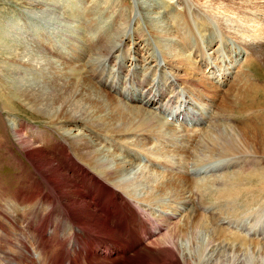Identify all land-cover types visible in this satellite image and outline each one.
Wrapping results in <instances>:
<instances>
[{"label": "rangeland", "instance_id": "obj_1", "mask_svg": "<svg viewBox=\"0 0 264 264\" xmlns=\"http://www.w3.org/2000/svg\"><path fill=\"white\" fill-rule=\"evenodd\" d=\"M235 1H237L236 3L239 2V0ZM180 2L181 6L178 5ZM180 2L178 3L176 0H33L30 2L29 0H0V34L2 35L0 37V42L6 38L9 40L11 39L12 41H10L16 45L20 43L17 49L21 51V49L26 46L28 39V42L35 45L36 48L42 51L43 49H47L50 53H56L54 58L60 63V69L63 70L64 66L68 64L77 66L80 75V89L85 90L89 85L91 89L85 93L80 91L78 101H82L80 99H83V102L87 104V109L91 114L92 111L95 112V108L98 106H108L109 110L103 115H100L98 120H102L105 114L120 107V102L122 101L125 105L146 108L150 111L149 113H151L152 116L158 115L165 123H170L169 129L176 128V132L175 130L168 131L162 128L161 123L156 122L154 125H156V129L161 132L152 135H147L145 134L147 132H144L143 136H138L136 133H132V130L125 132V134L123 132L119 134L121 131L116 130L101 133L99 128H91L92 130L88 128V130H86L83 126L73 125V121L71 120H69V122L65 121L66 123H64L66 129H71L73 133H80L83 138H85V142L89 138V135L94 132L92 141L96 140V143L97 141L100 143L99 146L95 147L100 153H103L104 156L111 153L115 154L118 159H130L134 168L128 172L129 174L127 171L122 172L125 177L124 180H137L144 173L143 176L145 175L147 178V183H145V179L142 178L141 181H143V183L140 185L142 187L135 185L132 191L136 194L137 198L142 199L141 201H144V199L148 201L145 200L142 203V207H140V199H135L137 203L132 204H135L134 206L138 207V209L140 208L139 210L146 207L152 216H162L161 213L163 212V214L165 213L166 215L168 214L174 217L173 221L167 223V229L163 234H160V238L166 236V234L169 235L177 228V225H180L184 227L182 228L184 237H180V245L187 247L183 254L194 257L197 254V250L189 249V245L186 241L188 242L189 240V242H191L194 240L192 238L196 234L197 237L204 235L205 242L208 236V238L211 239H215L214 237H216L215 242H213L216 249L222 250L221 248H223L222 251H229L233 254L235 251L236 256L244 255L242 258L246 260V262L252 264L253 260L255 261L256 258L260 256L264 257V185L262 184V188V185H257L260 177L264 176V155L248 154V156L253 159L247 163L245 162L246 159L242 160L243 156L246 154L237 156L235 155L236 153H233V155L227 154L226 157L223 158L222 156L212 155L211 152H208L211 153L208 154V156H206L207 154H205V152L198 155L197 150L200 153L201 147H199V145L202 143H210L212 147L216 148L217 152L220 150L226 151L221 144L224 145V139L230 136L232 127L242 128L237 113H234L235 110L237 111V108H233V112L228 110L224 111L225 100L234 102L233 99L226 97V94L232 92V87L236 83V80L244 81V78H248L249 82L255 87L264 84L263 60L258 58L256 53L251 52L250 54V51L244 49L242 45H239L238 41L229 40L228 37L220 33L221 31L217 29L215 23L207 19L204 20L193 17L191 13L193 3L191 5V0H181ZM223 2L231 3V1L227 0H223ZM262 6H264V1H261L257 5H252L251 7L257 11L256 13H259V10H262ZM247 9H249V7ZM183 10H186L187 17L192 25V30H190L189 27L185 28L183 23H180L178 29L175 31L174 28L179 21L178 18L175 19L172 16L176 14V12ZM118 14L122 15V18L119 20L117 18ZM262 19L264 21V16ZM20 25H23V28L20 27L19 32L21 33L17 35L16 32ZM186 30L189 31L191 35L189 38L190 45L187 46V49L181 46L183 41L182 37L190 36L186 33ZM105 34L107 38L111 39L113 44L115 43L116 47L114 48L115 50H111L109 56L102 57L101 55L105 54L103 51H101L100 54L97 50L92 51L89 46H93V44L96 45L99 39H106L104 38ZM3 35L4 37L6 36L5 39ZM195 37L199 42H195ZM174 44L177 45L176 49L175 47H171ZM197 45H199L198 48L196 47ZM166 48L167 50L165 51ZM72 49L77 51H73ZM82 49L83 51L81 52ZM178 49H183L181 52L185 58H188L189 61L191 60L190 65L180 64L182 61L176 65V59L178 58L176 53ZM27 53L29 52L24 51V53L21 52L20 55L23 54L25 58H28ZM44 53L46 52L44 51ZM77 53L81 55L78 57L75 55ZM249 54L252 55V57H249ZM30 56L32 57L31 54ZM204 59L207 60L203 61ZM172 63H175V66L172 65ZM9 65L16 68L13 64L9 63ZM183 67L187 69L191 68L192 74H190L191 70L187 71V69ZM224 72H228L226 76L223 75ZM93 75H97L98 79H95ZM216 75L219 77L218 79H216ZM221 75H223V77ZM28 76L32 78L29 74ZM72 77V85L74 87V76ZM16 78L18 77L13 75H0V95H2V98L3 96L6 97L11 90H15L18 85L21 86L22 82L20 81L15 84L18 81ZM22 78L24 80V77ZM221 78L223 80H221ZM181 81L183 82L181 83ZM197 81L198 86H195L193 82ZM25 85L34 86V82L30 80L29 82H25ZM84 85L86 86L84 87ZM241 87L244 86H240L239 89ZM104 92L109 94V96L104 95ZM100 94L102 96L95 101L96 97ZM153 96L157 97L156 102H158V104L156 103L150 106L148 100L152 101ZM173 97L174 99L172 102L170 98ZM43 98L46 101L45 95ZM118 98L121 99V101ZM1 99L0 223L8 228V231L14 232L10 225V220L16 222V230L14 229L16 232H14L13 237H18L19 232L20 237L24 239L25 243L32 251L34 264H61V260L63 264H65L64 258L66 256H71V248L69 247H71L72 243L70 239L65 236L67 239L63 240V243L61 239L57 238L60 245L64 244L63 247L58 244L55 246L51 245L48 247V250L40 252V249H38L36 243H34L36 242L35 232L29 228L27 222L25 224L23 221L26 218L25 215H28L30 212H35V209L33 208L31 211H26L25 207L30 205L28 202L18 197L15 198V200L12 198V196H16V194L19 193L20 189H23L25 193H34L39 188L46 189V184L42 182L38 174L39 171L36 172L33 165L29 164L24 157V155L27 154L25 150L27 151L29 149L30 151L32 146L28 145L23 147L18 144L17 138L12 133V129L18 125V128H21V135L24 134L28 142L34 146L37 145L44 155L52 162H55L60 172H63L68 177H72V175L75 174L80 181L79 166L74 165V167L72 166L73 168H68V164H64L66 157H69V161L71 162L74 159L73 150L75 146L72 145L71 147L70 144L65 143L54 127H52L50 123H47L48 121L46 119L38 117L36 112L33 113L28 111L27 108L24 109L19 101L20 104L16 109H14L15 107L4 108L2 107ZM88 100L91 101L92 109L88 106ZM38 102L41 104V101ZM81 103L82 102H78V104ZM184 104H187L185 108L193 107L198 109V113L201 112V123H190L187 125L182 119H174L173 111L177 106L182 110ZM199 105H203L202 109H205L201 110ZM51 107L53 111H55V109L61 110L57 104ZM218 128L224 129L222 135L218 134ZM141 129H144V126H142ZM146 129L147 128H145V130ZM58 131L61 133L59 128ZM179 134L183 136H177ZM186 136H188V138ZM175 137H180V139H176ZM185 137L187 138L186 142ZM208 139L211 140L209 141ZM185 145L189 147L188 149H190L191 152L187 155V160L183 158L184 156L180 152V154L173 152L176 148L178 149L180 146ZM197 147H199V149H197ZM194 151H196V153H194ZM14 155H17L18 159L20 158V161H22L20 165H18L19 161L16 162L12 157ZM28 155L33 157L35 154L32 152L28 153ZM73 162L75 164V161ZM183 162H185L184 166ZM110 168H114V165H111ZM203 171H206L207 176L204 177V173H198ZM185 172H188L189 176L191 175L190 178L185 179L188 181L185 185L184 182H182L177 185L176 188V186H167L164 184L168 176L175 177L172 178V180H175L176 178H180V175H183ZM138 174L139 177H136ZM250 175H254L252 177L258 178H252V180L255 179L252 181H255L253 185H257L260 189V192L256 193V197L251 196L250 199L247 197L243 202L242 199L234 201L229 197H225L224 193L218 192L219 190H223L225 186L242 181V178ZM196 176L201 178H197ZM202 182L205 184L207 182V185H203ZM199 183L203 186L198 185ZM243 185H246V183L244 182ZM143 187H145V189H143ZM138 188H142L144 192H140L141 189ZM172 188H175L173 192ZM145 192H147L146 195H153H149L150 198H148ZM88 195L90 196V193ZM101 195H104V193ZM177 195L190 196L192 201L191 205L187 206L181 203L180 198L175 199ZM116 196L120 195L116 194ZM120 198L124 197L120 196ZM252 203L254 206L251 205ZM38 207L39 206H37V209ZM39 208L42 211L43 206ZM57 208L58 206H56V210ZM124 209L126 210L127 207L123 208V210ZM7 213L10 215V218L5 217ZM220 213L225 215L222 216ZM41 214L44 213L42 212ZM198 216L200 219L206 218L202 219L200 223ZM66 217L68 216L66 215ZM207 217H210L212 222L209 221L211 219ZM63 219L64 218H62V220ZM195 219H197V221ZM43 220L49 219L44 218ZM192 220L197 223V227L196 223L193 225ZM206 220L208 221L206 222ZM30 222L35 223V221L31 220ZM69 222L71 223V221ZM203 224L205 227H210L211 229H204ZM50 226L51 227L48 229H52V225ZM217 226L219 227L217 228ZM223 230H227L225 231L226 233H223ZM230 230L234 235H228L231 234L228 233ZM186 231H188L187 234H185ZM209 231H211V234ZM71 232L72 230L69 229L68 233ZM189 233L191 235H189ZM213 233L214 235H218V239L217 235L214 236ZM5 236L3 238L2 234L0 235V241H2L0 242V264H9L7 261L15 264L13 261H16V259L13 258V260H11V255L8 254L13 244L12 239L9 236L7 237V235ZM196 236H194V238H196ZM159 237L157 238L160 239ZM239 238L241 242H238ZM158 239L155 240V238H152L148 242L145 241L143 245L144 249L142 248L141 251L143 252V250L145 251L150 248L160 253V250L171 246L161 242L159 244V242H156ZM181 239L183 241H181ZM104 240L102 239V241ZM244 240L246 243L243 242ZM31 241L33 242L31 243ZM57 241H55L54 244L58 243ZM229 243L231 244L229 245ZM152 244L153 246H151ZM232 245L236 250L230 249ZM219 246L221 248H219ZM1 248L6 252L5 256L3 255L4 252H1L3 251ZM211 248L212 247H209V249ZM12 250L13 249H11L10 252H12ZM52 251H54V253ZM58 252L61 254L63 253V255L60 256ZM206 254L207 251L203 254L202 258L210 257V254L208 256H206ZM139 255L134 259H137ZM214 255L215 252L212 256ZM229 256H232V254L229 255L222 252L220 255V257ZM49 258L50 261L47 262L46 260ZM35 259L38 263H36Z\"/></svg>", "mask_w": 264, "mask_h": 264}, {"label": "bare ground", "instance_id": "obj_2", "mask_svg": "<svg viewBox=\"0 0 264 264\" xmlns=\"http://www.w3.org/2000/svg\"><path fill=\"white\" fill-rule=\"evenodd\" d=\"M30 1H33V0H29V2ZM176 1L179 3L181 0H176ZM227 1H231V3L223 2V0H191L190 2L191 5L193 3L191 13L193 17L195 18H198V19L200 18L204 20L207 19L208 21L215 23L217 25L216 26L217 29L221 31L220 33L228 37L229 40L231 39L232 41H238V44L242 45L244 49L250 51V54L251 52L256 53V56L262 59L263 64H264V21L262 19V17L264 16V12H263L264 6H262V10H259V13H256L257 11H255L254 8L251 7L252 5H257L258 3L264 0H239L238 3H236L237 1L235 0H227ZM180 4L181 2L178 5L181 6ZM248 7L249 9H247ZM172 17L175 19L178 18V21H179L176 23V26L174 28L175 31L178 29V26L180 25V23H183L185 28L189 27L190 30H192V25L190 23L189 18L187 17L186 10L176 12V14H173ZM117 18L118 20L121 19L122 15L118 14ZM18 27L19 29L16 33L17 35H20L21 33L19 32L20 27L23 28V25H20ZM186 33L190 35V32L187 30H186ZM1 36L2 35L0 34V37ZM190 37L191 35L189 37H182L183 41H182L181 46H183V48L187 49V46L190 45V41H189ZM104 38L106 39L104 40L99 39L96 45L93 44V46H89L90 49H92V51L97 50L100 54H101V51H103L105 54L101 55L102 57L109 56L111 53V50L116 47L115 43L113 44L111 39L106 37V34ZM10 40L6 38L5 40L0 42V75H7V76L13 75L15 77H18L16 78L18 81L15 84L19 83V81L22 82V84L21 86L18 85L15 90H11V92L8 93L6 97L3 96L2 98L1 97L2 95H0V97L2 98V99L0 98L2 100L1 101L3 105L2 107L4 108L5 107L14 108L15 107L14 109H16L21 103L24 109L27 108L28 111L33 112V113L36 112L38 117L46 119L48 121L47 123H50L52 127H54V129L60 134V138L64 140L65 143L70 144L71 147L72 145L75 146V149L73 150L74 159L71 162L69 161L70 160L69 157H66L64 160V164L67 163L68 168H71L72 166L74 167V165L79 166L80 181L75 174L72 175V177L66 176L63 172H60L59 167L55 162H52L46 155L42 153L41 149L38 148L37 145L36 146L32 145L30 142L27 141V138L24 134L21 135L20 133L21 128L20 127L18 128V125L14 129H12V133L17 138L18 144L22 145L23 147L28 146V145L32 146L30 151L28 148H27L28 149L27 151L25 150L27 154L24 155V157L29 164L33 165V167L36 169V172L39 171L38 174L40 178L42 179V182L46 184V189L39 188L34 193H25L23 189H20L19 193H17L16 196H12L14 200L15 198L18 197L19 199H22L25 202H28L30 204L28 207H25L26 211H31L33 208L35 209V212H30L28 215H25L26 218L23 221L25 222V224L27 222V224L29 225V228H31L32 231L35 232L34 235H36L35 236L36 242L34 243H36V247L40 249L39 250L40 252L43 250H48L49 249L48 247H50L51 245L55 246L58 244L59 246L63 247L64 244L60 245V242L57 241V238L61 239V241L69 238L72 243L71 247H69L71 248L70 250L71 256H66L64 258L65 264H196V263L197 264H250L249 262H246V260L242 258L244 256L242 254H240L242 256H236L235 251L233 254V253H230L229 251H228L229 253L222 251L223 248H221L220 246L219 248H221L222 250L218 248L216 249L214 247L213 242H215V239H216V237L214 236H216L217 234L219 235L218 231L216 235H214L213 233L214 235L213 237L215 239L208 238L209 237L208 236L206 242H205L204 235L197 237L196 236L197 234L194 235L196 236V238H194L193 236L192 239L194 240L191 241L190 239L191 242H189V240L188 242L186 241V243H188L189 245L188 246L189 249L197 250V254L194 257H190V256H187L186 254H183V252L187 249V247L180 245V237L181 238L182 236L184 237L183 235L184 231H182V228L184 227L177 225V228L176 229L174 228L175 230L173 232H171L169 235L166 234V236H163L160 238L159 237L160 233L164 227L162 225L163 224L162 220L159 221L157 219L152 218L147 212L148 210L146 209V207L139 210L140 208L138 209V207H135L134 206L135 204L133 206H130L131 203H137L135 199L137 200L140 199V198H137L136 194L133 193L132 191L133 187H135V185L140 186L143 183V181H141L142 178L145 179V183H147L148 181L145 175L143 176L144 173L140 177L138 174L136 176V177H139L137 180H132V179L124 180L125 177H124V174H122V172L127 171L128 173L134 168L133 163L130 161V159L129 160H127L126 158L118 159L115 154H111V153L106 154V156H104V154L100 153L99 150L95 147V146H99L100 143L98 141L96 143L95 142L96 140L92 141L94 132L89 135V138L85 142V138H83V136L80 133H73L71 129L70 130L66 129L64 127V123L69 122V120H71L73 121V125L83 126L84 128H86V130H88V128L89 129L99 128L101 133H105L111 130H116V131H121L119 134H122V132L125 134V132H129L130 130H132V133H136L138 136H143L144 132H147L145 133L147 135H152L154 133L161 132L160 130L156 129V125H154L156 124V122L161 123L162 128H165V130H168V131L175 130L176 132V128L169 129L170 123L169 124L165 123L162 120V118L159 117L158 115L152 116L151 113H149L150 111H148L146 108H141V107L132 106V105L131 106L125 105L119 98L118 99L121 101V102L119 101L121 103L120 107L105 114L102 120H98L100 115H103L105 112L109 110L108 106L107 105L100 106V107L98 106L95 108V112L92 111V114H91V112L88 111L87 109V104L83 102V99H80L82 101H78V96H80V91H83L85 93L86 91H89L91 89H90V85L88 86L89 88L86 87L85 90L80 89V86H79L80 75H79V69L77 66L73 64H68L67 66H64L62 70L60 69V63L58 62V60L54 58L55 57L54 55H56V53H53V52L50 53L49 51H47V49L45 50L43 49L42 51L36 48L35 45H32L30 42H28V39H27V42L25 40L26 46L28 48L26 46H25L26 48L21 47L22 49L21 51H19V49H17L18 48L17 46L20 43L16 45L15 43L11 42L12 40L11 41ZM195 42H199L196 37H195ZM198 46L199 45H197L196 47L198 48ZM171 47H175L176 49L177 45L174 44ZM72 50L77 51L75 49H72ZM166 50L167 48L165 49V51ZM24 51L26 52L28 51L32 55V57L30 56L29 53H27L28 58L31 57L29 59L25 58L24 57L25 55L23 54L20 55V53L21 52L24 53ZM44 51L46 53H44ZM82 51L83 49L81 50V52ZM181 51H183V49L181 50L178 49V52L177 53L175 52L178 57L176 59V65L181 61L182 63L180 64H184V65L187 64V66L190 65L191 60L189 61L188 58H185ZM79 53L75 55L79 57V55H81ZM250 54H249V57L250 56L252 57V55ZM206 60L207 59H204L203 61H206ZM8 62L10 64H13L16 68L11 67V65H9ZM172 65L175 66V63L174 64L172 63ZM183 68L187 69L185 67ZM190 70L191 68L187 69V71H190ZM190 72H191L190 74H192V70ZM28 74L32 76V78H30ZM223 75L226 76V72H224ZM223 75L221 76L223 77ZM72 76H74V87L72 85V80H73ZM22 77H24V80ZM94 78L98 79L97 75H95ZM218 78L219 77L216 75V79ZM30 80L34 82V86L25 85V82H29ZM221 80L223 79L221 78ZM182 82L183 81H181V83ZM235 82L236 83L232 87L233 88L232 92H230L229 94H226V97L233 99L234 102L225 100V103H224L225 110L224 111L228 110V111L233 112L234 110L233 108H237V111L235 110L234 113H237L238 118H239L238 120L241 122L242 128L232 127L230 136L227 137V139H224V142H223L224 145L221 144L222 146H224V149L226 151L220 148L223 151L220 150L219 152H217L216 148L212 147L210 143H205V144L202 143L201 145H199V147H201L200 153L198 150H197V153L198 155H200L205 152V154H207L206 156L212 153V155H217L219 157L222 156L223 158L226 157L227 154L233 155V153H236L235 154L236 156L246 154L243 156L242 160L246 159L245 162L248 163L249 161H251V159H253V158H250L248 154L264 155V84H260L259 86L255 87L252 85V83L249 82L248 78H244V81L236 80ZM197 83L198 81L193 82L195 86H198ZM242 85L244 87H241L239 89V87ZM85 86L86 85H84V87ZM44 95L46 97V101L43 98ZM104 95L109 96V94L105 92H104ZM101 96H102L101 94L97 96L95 101H97ZM156 98H157L156 96H153L152 101L148 100V103L150 106L152 104H156V103L158 104V102H156L157 100ZM170 99L173 102L174 97ZM38 101H41V104ZM78 102H82V103L78 104ZM87 102L89 104L88 105L89 108L92 109L91 101L88 100ZM55 104L59 105V108H61V110L59 109H55V111L51 110L52 108L51 106ZM183 106L184 107L182 110L179 106H177L175 110L173 111V116L175 117V119L177 118L182 119L185 121L186 124L194 123L193 119H195L196 123L202 122L201 112L198 113L197 112L198 109H195L193 107L185 108L187 104H184ZM199 106L201 107V110H202L203 105H199ZM142 126H144V129H141ZM58 128L61 130V133L58 131ZM145 128L147 129L145 130ZM178 131H181V130H178ZM223 133H224V129L218 128V134L222 135ZM183 135L179 134L177 136L182 137ZM186 137L188 138V136ZM175 138L180 139V137H175ZM187 138L185 139V142ZM186 145L180 146L178 149L176 148L175 151H173V152H176L177 154L179 152L183 154L184 156L183 158H185V160L188 159L187 155L191 153L190 149H188L189 147H186ZM213 146H216V145H213ZM199 147H197V149H199ZM32 152L35 154L33 157L28 155V153H32ZM208 152H211V153H208ZM194 153H196V151H194ZM12 157L16 160V162L19 161L18 165L22 163V161H20V158L18 159L17 155L16 156L14 155ZM73 161H75V164ZM111 165H114V168H110ZM184 165H185V162H183V166ZM198 173L199 174L204 173L203 176L204 177L207 176L206 171L198 172ZM167 174H170V173H167ZM188 174H189L188 172L187 173L185 172L183 173V175H180V178H176L175 180H172V178H175V177L168 176L167 181L164 184H166L167 186H174V187L176 186V188H177V185L181 184L182 182H184V185H185V183H188V181L185 179L190 178L191 176V175L189 176ZM252 176L254 175H250L248 177L242 178V181L238 180L239 182L229 184L225 186L223 190H219L218 192L224 193L225 197L227 198L229 197L233 199L234 201L238 199H242V202H243L244 199L247 197L249 199L251 198V196L256 197V193L260 192V189L259 187H257V185L258 184L260 186L262 184L264 185V176L260 177V180L258 181L256 186L253 185L255 181L254 182L252 181L255 180L257 177L255 178ZM197 178H201V177H197ZM252 178H255V179L252 180ZM242 182L243 183L245 182L246 185H243ZM202 183L203 185L205 184L204 182ZM198 185L201 186L202 184L199 183ZM206 185H207V182L205 186ZM263 185L261 186V188L263 187ZM250 186H253V187L255 186V187L253 188ZM138 189H141L140 192H144L142 191V188H138ZM143 189H145V187H143ZM174 189L175 188H172V192ZM89 193H90V196L88 195ZM102 193H104L105 198H104V195H101ZM146 193L147 192H145V195ZM116 194H119L121 197H124V198H120V196H116ZM149 195H153V194H147L146 197L150 198ZM261 195H262V192H261ZM176 198L177 199L180 198L181 199L180 202L187 206H190L192 203L190 196H187V195H184V196L177 195L175 199ZM141 200L142 199H140V201ZM145 200L148 201L147 199H144V201ZM16 201H19V200H16ZM144 201H141V205L139 204L140 207H142V203ZM251 205H253V203ZM37 206L39 207L43 206L42 211L40 210L39 207L37 209ZM56 206H58L57 210L59 211L56 210ZM125 207H127V209L123 210V208ZM42 212L44 214H41ZM161 214L163 215V212ZM5 215H6L5 217L10 218V215H8V213ZM66 215L68 217H66ZM224 215L225 214H222V216ZM165 216L169 219L166 221V223L174 220L173 216H169L168 214L167 215L165 214ZM44 218H47L49 220H43ZM62 218L64 219L62 220ZM198 218L200 219L199 216ZM205 218H202V219H205ZM207 218H210V217H207ZM202 219H200V223ZM30 220L35 221V223L30 222ZM195 220L197 221V219ZM69 221H71V223ZM192 221H193V225H195L194 223L196 222H194V220ZM207 221L208 220H206V222ZM209 221L212 222V219ZM10 225L12 227V230L16 232L15 231L16 222L14 220H10ZM50 225H52V229H48L51 227ZM196 227H197V223H196ZM218 227L219 226H217V228ZM205 228H208V227H205L204 225V229ZM0 229H1V234L3 238L5 235H7V237L9 236L13 242L11 248L9 249L8 254L11 255V258L10 257L9 258L11 260H13V258L16 259V261H13L15 264H34L32 251L31 249H29L24 239L20 237L18 230H17L18 237L15 238L13 237L14 232L8 231L7 230L8 228H6L2 223H0ZM69 229L72 230L71 233H68ZM225 231L227 230H223V233H226ZM209 232L211 234V231ZM187 233L188 231L185 232V234ZM228 233H231V230L230 232L228 231ZM189 235L191 234L189 233ZM218 235H217V239H218ZM228 235H234V233L233 234L231 233ZM65 236H67V238H65ZM157 237H159L160 239H158ZM152 238H155V240L158 239L156 242H159V244L161 242V243H165L171 246L160 250V253L150 248L146 249L145 251L143 250L142 252L141 250L144 247L143 245L145 241L148 242ZM102 239L103 240L105 239V241H102ZM239 240L240 238L238 239V242H241ZM55 241H57L58 243L54 244ZM181 241L183 240L181 239ZM32 242L33 241H31V243ZM243 242L246 243L245 240ZM153 244L151 246H153ZM230 244L231 243H229V245ZM181 247L183 248V250ZM209 247H212V248L209 249ZM1 249L3 250L1 252H4L3 255L5 256L6 252L4 251L3 248ZM11 249H13L12 252H10ZM230 249L236 250V248L233 247V245L230 246ZM206 251H207L206 256L210 254V257L202 258L203 254ZM52 252L54 253V251ZM214 252H215V255L212 256ZM222 252L227 253L229 255L232 254V256L220 257ZM58 253L60 256L63 255V253L62 254L60 252ZM137 255H139V257H137V259H134ZM147 260H151V261H147ZM46 261L47 262L50 261V258ZM7 263L12 264L11 262H8V261ZM36 263L38 262L36 261ZM60 263L63 264V261L61 260ZM252 264H264V257L260 256L256 258L255 261L253 260Z\"/></svg>", "mask_w": 264, "mask_h": 264}]
</instances>
